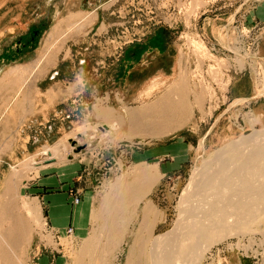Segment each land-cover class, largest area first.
I'll return each instance as SVG.
<instances>
[{"label":"rangeland","instance_id":"374dc122","mask_svg":"<svg viewBox=\"0 0 264 264\" xmlns=\"http://www.w3.org/2000/svg\"><path fill=\"white\" fill-rule=\"evenodd\" d=\"M257 2L0 0V75L10 66L35 60L57 20L70 12L95 13L77 36L57 38L60 49L53 64L28 80L25 86L31 85L29 90L25 86L24 91L21 89L24 96L21 91L18 93V100H23H19V111L7 97L15 94L14 89L0 91L7 97L5 106L0 102V121H7L8 133L2 135L1 121L0 194L5 178L17 169L22 176L15 200L18 207L26 203L32 210L31 237L23 249L22 264H124L147 203L157 213V219L143 234L144 252L149 257L148 240L173 224L193 171L204 180L200 179L197 195L188 202L202 193L219 192L223 188L220 186L231 180H227L231 171V177L237 178L247 167L243 164L239 168L236 162L239 160L242 165L241 161L251 159L263 146L264 134L231 145L253 130L264 131L261 114L251 108L244 111L248 100H243V96L252 93V86V97L264 98V20H247L249 10ZM255 37L256 43L252 41ZM154 42L160 46L159 54L149 47ZM141 53L149 54L148 58H132L141 57ZM181 76L184 92H171ZM152 79L155 86L146 91L145 86ZM162 94L179 100L184 97L189 104L187 119L179 128L156 137L127 136L125 127L121 132L119 124L126 123L127 110L142 108ZM100 104L120 114V122L114 126L103 123L94 110ZM14 110L20 114L13 116ZM102 124L107 128L102 130ZM85 130L95 131L94 137L110 132L111 139L90 141L87 135H79ZM57 139L71 150L64 159L43 162L45 152ZM227 144L217 158V152ZM142 169L148 171L153 182L137 195L132 190L139 187ZM263 172L264 164L247 179L249 185L254 186ZM53 175L69 185L63 189L46 186L37 193L36 184H48ZM236 186L234 189L239 190ZM257 189L262 190L259 186ZM63 190L68 197L75 192L82 197L79 204L68 203L81 212L70 221V234L66 232L67 226L59 232L48 229L45 214V198ZM254 197L250 199L253 204L245 210L247 217L238 219L229 214L227 233L205 250L201 246L202 255L192 264H264V193ZM101 211L110 214L107 216L112 221L104 222ZM113 221L117 228L109 227ZM117 230L119 233L113 232ZM177 236L176 242L173 238L168 243L169 247L177 246ZM197 238L195 235L189 241L193 251L200 240ZM86 242L89 246L85 248ZM143 260L145 263L146 256Z\"/></svg>","mask_w":264,"mask_h":264},{"label":"bare ground","instance_id":"6f19581e","mask_svg":"<svg viewBox=\"0 0 264 264\" xmlns=\"http://www.w3.org/2000/svg\"><path fill=\"white\" fill-rule=\"evenodd\" d=\"M94 17H95V13H90L88 11H79V12L77 11L74 13L70 12L68 15H66V17H63V18L57 20L56 23H53V25L51 26L50 30L47 32V34L44 38L45 40L42 44L43 46L41 47V50H39L40 52H39V54H37L38 57H36L35 60L33 59V61H31V62L16 64V65L10 66L7 69H5L4 71H2V73L0 75V91L4 92L6 89L7 90L8 89H10V90L14 89L15 94L12 95V97L7 96V95L6 96L11 98L10 100L12 102L14 101L15 104L17 105V108H18V106L21 105L19 103V100L23 101L20 97L22 95L24 96L23 93H25V92L22 93V91H21L22 87L25 86V84L28 82V80H30L34 77H37V75L39 76V74H41L45 70V68H47L49 65L53 64L54 60L56 59V55H58L57 53H59L58 51L60 49V46L57 44V41H56V40H59L57 38H60V40H61V38L63 40H66L65 38H67L68 36H77L78 34H80L82 32L83 26H85L87 23H89ZM61 26H64V27L60 28ZM60 29H63V31ZM59 30L62 33H59ZM199 43H197V44L199 45ZM259 77H261V76H259ZM179 78H180V80H177L172 85L173 89H171V92H173V91L178 92L180 90H182V91L184 90L185 84H183V78H182V76ZM155 82H156L155 79H152L149 82V84L147 86H145L146 91L153 88L155 86ZM28 85H29V83L27 84V86ZM30 86L28 88L25 86V88H27L29 90ZM2 89H4V90H2ZM20 91H21L22 95L19 97L20 99L18 100V93H20ZM144 91H145V89H144ZM0 93H1L0 97H3L2 101L0 99V102H2L1 105H3V103L6 101L5 98H7V97H5V95L2 96V94H3L2 92H0ZM28 94H30V93H28ZM27 96L28 95H26L25 97H27ZM180 98L182 101L179 99L171 98V95H169V94H162L161 96H159V98L150 102L146 106H143L142 108L127 110L126 111V113H127L126 123H122L123 125L119 124V126L121 128V132H122L123 128L125 127L124 130L126 129L125 130L126 133H124V132L123 133L127 134V136L156 137V136H161L162 134H166V133H169L171 131H174L175 129L179 128L186 121L187 116H188L187 111L189 108V104H187L185 102V100L183 99L184 97L183 98L180 97ZM27 102H28V100H27ZM9 104H11V103H9ZM12 104H14V103H12ZM22 105H23V103H22ZM3 106H5V105H3ZM8 108H6V110ZM4 109H5V107H4ZM26 109L24 106V110H26ZM24 110H23V114H24ZM28 110H29V108H28ZM94 110H95V113L97 114L98 118L103 120L104 121L103 123H105V124L114 126L116 123L120 122V121L118 122V120L120 119L121 115L115 111L110 110L105 104H100L99 106L97 105ZM1 111L3 112V107H2ZM14 111L16 112V110H14ZM17 111H19V108L17 109ZM2 112H0V113H2ZM21 112H22V110H21ZM26 112L29 113L28 111H26ZM17 114H20V113L16 112V114L14 113L13 116L17 115ZM23 114H21V116ZM8 115H10V114H8ZM18 117H20V116H18ZM5 121L6 120L2 121L3 122V126L1 127L2 128V130H1L2 135L6 134L5 133V131H6L5 130L6 124L5 123H7V121L6 122ZM102 125H104V124H102ZM104 126H105V128H102V130L107 128L106 125H104ZM116 126H118V124ZM7 128H8V126H7ZM109 130H110V127H109ZM9 132H10V130H9ZM12 132H11V134H12ZM15 132H17V131H15ZM109 133H107L108 134L107 135L106 132L104 131V133H101L99 135H95L96 137H94L95 131L85 130L84 132L79 133V135H87L89 137L90 141L93 138L94 139L97 138L99 141H101L104 139H111V135H109ZM263 134H264V131L262 129H260L258 131L253 130L252 132H250L248 134L240 136L237 139V142H234L231 145V147L238 145L239 144L238 140H241V139H244L247 137H251V136H252L251 139L253 137L258 138L260 135L263 136ZM106 135H107V138H106ZM14 136H12V137H14ZM262 136H260V138ZM4 138H7V137L4 136ZM9 139H10V135H9ZM8 141H11V140H8ZM104 141H106V140H104ZM260 142H263V141H260ZM6 144H7V142H6ZM0 145H2V144L0 143ZM4 145H3V147H4ZM227 146H229V144H227L226 146H223L221 148V151L217 152L218 154H216L215 156L217 158L219 157V159H220V156L223 154L222 151L225 150L227 148ZM71 148L72 147H70V146L63 145L61 143V141L57 139L56 142L53 143L49 147L48 151H46L47 153L45 152V154H47V155L43 156V157H45L43 162H51V161H54L55 159H58V160L64 159L66 156V153L69 152L71 150ZM1 151H2V149H1ZM260 158H262V159H260ZM40 160H41V158H40ZM262 161H264V144H263V146H261L260 150L258 152H256L253 157H251V159H249L247 161H241L242 165L239 164L240 163L239 160H238V162H236L237 167L239 166V168H241V166L247 165V167L245 166L244 168H242V171L240 172L241 174L240 173L238 174L239 177L237 176V178L241 179L240 182L237 180V178L231 177V176H233L232 175L233 172L231 171V174H229L227 177V180H229V179H231V180H229L227 183L222 184V186H220V187H223V188L219 192L213 191V192H210L209 195H203V193H202V194L198 195L194 201L188 202L192 196L197 195L196 190H198V188H200V185L198 184L200 179L204 180V178H200V176H202V175L199 176L197 172L193 171V174L190 177L191 180L189 179V182L186 184V186L184 188L185 193H184L183 200L180 204L178 203L179 204V213H178V216L175 218L173 224L167 230H165L159 234H155L153 237H151V239L148 240L149 257L147 256V253L144 252L145 238L143 237V234L147 233L145 231L146 228L149 227L150 225H152V223L157 219V213H155L156 211L154 212L151 209L149 203H147L143 209L142 222H141V220L139 222V223H141V226L138 225V226H140L139 227L140 230H138L136 232L137 235H135L132 242L130 243V245L127 248V253H126V258H125L124 264H145V263L146 264H192V263H195L198 260V258L202 255V253L200 252V250L202 249L201 246H203V248H204L202 250H205V248H207V246H209L213 241H215V240H217V239H219L225 235V232H226L225 226H226V222H227V216H229V214H233L235 216V218L238 217V219L246 216V215H244L246 212L245 210H247L253 204L252 202L254 201V200L251 201L250 199L255 198L254 196L256 194L258 195L259 193H264V187H263L264 172H263L260 180L254 186L249 185V183L247 182V179L251 177L253 172L258 170L261 167V165L264 164V163H262ZM38 162L36 161V163H38ZM32 163H34V161ZM28 166H29V164H28ZM204 166H206V165H204ZM206 170L207 169H205V171ZM11 173H12L11 175H9L5 178L4 183L2 182L4 184V189H3V192L1 191V194H0V264H22L23 263L22 262L23 249H24L25 245L28 244L30 237H31V231H32V226H31L32 210H31L30 206L27 205L26 203H23L20 207H18L17 201L15 200V192H17L16 187L18 186V183H19V180L22 176L21 175L22 173H21V171H17V169ZM209 176H207V177H209ZM245 176H247V177L245 178ZM207 177L205 180H207ZM229 177H231V178H229ZM211 178H214V177H211ZM139 179H140V183L138 185L139 187L134 191L132 190V192L136 193L137 195H139L140 191H142L141 189L144 190L147 186L150 185V181L153 182L152 181L153 177H151V175L148 173V171H145L143 169L139 171ZM233 179H234V181H233ZM132 183L133 182H131L130 184L132 185ZM236 185L238 186L239 190L234 189V187ZM258 186H259V188L261 187L262 190L257 189ZM132 188H133V186H132ZM240 188H242V189H240ZM251 190L252 191L254 190L257 193H254ZM112 208H114V207H112ZM17 209H19V210H17ZM13 210H16V211L13 212ZM20 210H23L24 214L21 213ZM255 210L256 209L254 208L253 211H255ZM101 213H102V211H101ZM249 214H250V212H249ZM107 215H110V214H103L102 213V215H101L102 220L104 222H105V220H111V218H109ZM112 217H114L116 219V216L113 215ZM259 220H261V219H259ZM263 220H264V218H263ZM108 225L110 228L111 227L117 228V225H115L114 221L109 223ZM260 227L262 228V226H260ZM242 228H245V227L241 226V229ZM249 228H252V227L249 226ZM147 229H150V227ZM245 229H247V228H245ZM109 232H110V230H109ZM113 232L117 233L118 230L113 231ZM148 232H150V231H148ZM178 234H180V235H178ZM195 235H197V237H198L197 239H200V240L197 241V246L194 249L195 251H193L191 249V245H190L189 241L191 242L193 240V238L195 237ZM261 235H263V234H261ZM175 236H177V239H178V242L176 243L177 246L176 247L173 246L171 248L168 246V243L171 240H173V238H175ZM248 240H250V238ZM173 241L176 242V238ZM185 241H187L186 245L184 244ZM263 242H264V240H263ZM87 245L89 246V244L86 242L84 245L85 248L88 247ZM87 249H89V248H87ZM82 250H84V249L82 248ZM82 256H83V254H82ZM145 256H146V262L143 263V261H144L143 259L145 258Z\"/></svg>","mask_w":264,"mask_h":264},{"label":"crops","instance_id":"0c3cea01","mask_svg":"<svg viewBox=\"0 0 264 264\" xmlns=\"http://www.w3.org/2000/svg\"><path fill=\"white\" fill-rule=\"evenodd\" d=\"M257 1H258L257 4L253 5L251 11L249 10V14H247L248 23L249 22L253 23V21L264 20V0H257ZM149 47L153 48V50H157L155 52H158V54L160 53L159 51L160 46L156 45V42H154L153 44H150ZM261 52H262L261 57L264 59V39L262 41ZM148 56L149 54L144 53L141 55V57L133 56L132 58L143 61L146 57L148 58ZM253 88L254 87L252 86V89H250L252 90V93H249V95L243 96L244 102L248 100L247 104L244 106V111H248L251 108V110H253L255 113L261 114V117L264 120V98H253L252 97L253 92H254ZM246 106H250V107H248V109H245ZM49 179H50V182L48 184L42 183V182H38L36 184L37 193H41V190L46 186L48 187L59 186L61 189H63L64 186L67 187L69 185L67 181L60 180L54 175L50 176ZM86 193H87V190L83 192V199ZM66 195H67V192L63 190L57 193H51V195L45 198V214H47L46 220H47L48 227L58 232L60 228L68 226L69 224L72 225L70 221H73L76 214H81V212L79 213V211H75L73 207L69 206L68 204L70 203L69 197ZM81 198L82 197H80V199ZM81 201L79 200L78 204Z\"/></svg>","mask_w":264,"mask_h":264},{"label":"built area","instance_id":"2783aa9c","mask_svg":"<svg viewBox=\"0 0 264 264\" xmlns=\"http://www.w3.org/2000/svg\"><path fill=\"white\" fill-rule=\"evenodd\" d=\"M256 35V34H255ZM254 37V36H253ZM258 38L257 37H255L254 39L252 38V41L253 42H255L256 43V40H257ZM252 46L255 48L256 47V45H254L253 43H252ZM254 48H252L253 50H255ZM79 200H80V196H79V194L78 193H76L75 192V194H73L72 196H70L69 197V202L71 203V204H77L78 202H79ZM48 229H50L49 227H48ZM50 231V230H49ZM72 231H73V226H67L66 227V232L67 233H72Z\"/></svg>","mask_w":264,"mask_h":264}]
</instances>
